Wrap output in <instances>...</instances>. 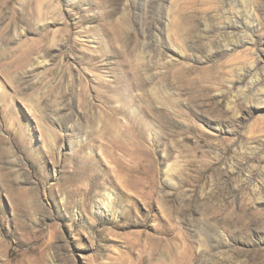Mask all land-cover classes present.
Returning a JSON list of instances; mask_svg holds the SVG:
<instances>
[{"label": "rangeland", "instance_id": "374dc122", "mask_svg": "<svg viewBox=\"0 0 264 264\" xmlns=\"http://www.w3.org/2000/svg\"><path fill=\"white\" fill-rule=\"evenodd\" d=\"M0 264H264V0H0Z\"/></svg>", "mask_w": 264, "mask_h": 264}, {"label": "bare ground", "instance_id": "6f19581e", "mask_svg": "<svg viewBox=\"0 0 264 264\" xmlns=\"http://www.w3.org/2000/svg\"><path fill=\"white\" fill-rule=\"evenodd\" d=\"M171 216V215H170Z\"/></svg>", "mask_w": 264, "mask_h": 264}]
</instances>
